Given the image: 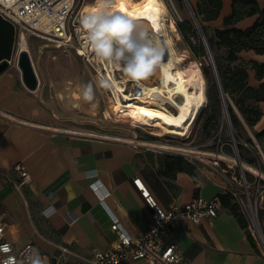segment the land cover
<instances>
[{
    "label": "crops",
    "instance_id": "0c3cea01",
    "mask_svg": "<svg viewBox=\"0 0 264 264\" xmlns=\"http://www.w3.org/2000/svg\"><path fill=\"white\" fill-rule=\"evenodd\" d=\"M200 1L184 0L191 9L201 7ZM234 1L220 0L218 16L205 23L221 29ZM210 10L205 6V13ZM256 19L245 18L233 27L248 29ZM32 38H27V53L36 88L30 90L22 81L16 65L19 48L13 50L9 66L0 73V114L5 117L0 116V219L7 241L17 248L32 243L51 256L62 246L79 259H87L106 251L116 240L111 230L113 218L130 237L149 229L151 210L133 180L139 179L163 209L174 200L187 203L195 197L212 199L227 194L223 178L213 168L200 169L194 163L182 166L169 152L127 144L123 138L129 136L104 133L107 139L85 137L100 134L86 131V127L113 121L109 109L101 112L99 108V86L91 70L73 52L49 51L43 56L41 46L34 50L30 45ZM238 57L247 63H264V56L252 51ZM261 82L264 79L258 81L255 72L248 70L249 86ZM88 84L94 92L91 102L82 98ZM262 128L264 118L255 125L258 131ZM16 165H22L30 176L19 191L1 176L18 181ZM94 183L99 186L97 191L91 188ZM259 213L257 234L249 229L243 214L246 227L222 207L217 218L199 225L185 222L167 241L177 246L188 264H264L260 241H264V197ZM121 264L142 263L126 260Z\"/></svg>",
    "mask_w": 264,
    "mask_h": 264
},
{
    "label": "built area",
    "instance_id": "2783aa9c",
    "mask_svg": "<svg viewBox=\"0 0 264 264\" xmlns=\"http://www.w3.org/2000/svg\"><path fill=\"white\" fill-rule=\"evenodd\" d=\"M85 1L0 0V17L14 27L15 35L18 38L20 35H24L26 38L34 37L52 43L65 53L73 52L89 64L94 72L98 73L91 61L94 53L85 46L86 39L80 24L81 7ZM0 116L3 117L2 114ZM259 154L261 155L260 151ZM187 157L197 159L196 156ZM234 157L241 163L237 153L234 154ZM259 160L264 163V159L259 158ZM232 167L229 173H226L220 165L213 169L223 178L226 193L239 204L249 229L256 233L251 216L255 213L259 225L260 203L264 197V179L242 173L239 169L240 182H238ZM253 167L259 172H264L259 166ZM14 171L19 175L18 181H13L3 174L1 176L19 191L29 183L30 176L22 165H16ZM246 174L250 176V179L246 178ZM133 184L152 214V223L149 229L139 237L127 235L121 229L118 221L113 218L111 230L117 237L106 251L96 252L87 259H79L67 248L57 246V254L51 256L32 243L15 247L5 239V226L0 219V249L5 245L9 248L7 252L0 250V264H4L10 257L14 264H30V257L38 258L42 264H121L126 260L139 261L142 264H188L177 246L168 242L167 239L173 230L182 227L185 222L199 225L205 219L217 218L222 209L219 197L212 199L195 197L187 203L174 200L167 209H163L139 179L133 180ZM91 188L97 191L99 186L94 183ZM261 218L264 219V215ZM260 241L264 244V241L261 239Z\"/></svg>",
    "mask_w": 264,
    "mask_h": 264
},
{
    "label": "bare ground",
    "instance_id": "6f19581e",
    "mask_svg": "<svg viewBox=\"0 0 264 264\" xmlns=\"http://www.w3.org/2000/svg\"><path fill=\"white\" fill-rule=\"evenodd\" d=\"M121 2L125 8L124 12L120 11ZM94 5L95 3L84 2L81 7V16L86 12V9L88 11ZM169 8L165 0H153L151 3L150 0H118L117 11L146 27L149 35L166 48V55L162 61L164 67H158L152 75L133 80L126 76L120 68L99 61L95 54L91 59L98 74L105 78L110 85L108 89L112 96L113 107L118 112L132 116L146 126L149 130L137 128V126L135 128L136 131L155 140L139 139L136 133H132V136L123 139L127 144L178 153L184 156L214 158L229 165H236L242 173L264 179V172H259L246 162L241 161L239 163L234 156L224 153L216 154L187 144L169 143V140L187 142L185 139L188 138L187 136L197 124L208 104L206 81L199 67H183L184 59L182 57L185 54H178L173 44V37H176L178 31L171 18ZM145 9H148L146 14ZM149 16L155 19H148ZM83 36L86 39L84 31ZM17 47L20 51L28 52L27 38L24 35L19 36ZM169 61L171 67H167ZM165 68L173 80H166ZM177 73L180 75L177 76ZM152 89H156V91H152ZM85 137L103 140L109 136L91 133ZM251 219L257 234L259 225L255 213L252 214Z\"/></svg>",
    "mask_w": 264,
    "mask_h": 264
},
{
    "label": "rangeland",
    "instance_id": "374dc122",
    "mask_svg": "<svg viewBox=\"0 0 264 264\" xmlns=\"http://www.w3.org/2000/svg\"><path fill=\"white\" fill-rule=\"evenodd\" d=\"M85 2L93 3L95 2V0H86ZM165 2L168 8L170 7L169 12L172 20L175 23L173 24L175 25L176 28L178 27L182 28L183 33L186 35V38H184L179 32H177L176 37H173V44L178 54L180 55L185 54V56L182 57L184 59L182 66L185 68H192L195 66L199 67L201 74L204 76L206 81V94L208 98V106L201 114L197 124L192 128L190 134L187 136L188 138L186 139L181 138L187 140V142H178V141L169 140V143L187 144L201 150L210 151L214 153L223 152L224 154H228L231 156H234V154L237 153L241 161L251 164L252 166H256V167L259 166L261 170L264 171V163H262L261 160H259V158L264 159V128H262L261 131H258L255 129V126L253 127L248 126V124L246 123V121L238 111V109L229 99V106L231 107L234 116L241 125L240 128L235 129L233 126V118L230 115L228 105H226L227 106L226 110L228 113V117H227V114L222 108L219 100L216 101L217 99L215 100V98H213L211 94H209V85L203 73V69L212 68L211 59L202 41L199 29L195 24L192 13H194V11L203 13V15H200L197 18L195 16V18L199 24L200 29H202V27L205 28V33L203 30L202 31L204 33L206 42L207 39L214 36V32L217 28L211 25H207L203 21L204 20L203 7L197 6L196 9L190 10V6L187 5V3L184 2V0H165ZM259 3L261 5H264V0H259ZM17 42H18V36L15 35V43H14L15 50L18 49ZM29 43L34 48V50H37L41 46L43 50V56L46 55V57L49 51L60 52L55 48V45L47 41H42L32 38L31 40H29ZM215 54L218 57H225L226 50L217 49ZM32 56L35 58L33 52H32ZM211 57L212 60H214L212 53H211ZM83 63L91 70L94 76V80L98 85V80L101 78V76L98 73L94 72L89 64L82 61L81 64ZM235 65H240L241 67L244 68H250V65L246 61H242L241 63L238 62ZM99 91H100L99 108L101 112H103L106 109H109L112 113L113 121H109V120L104 122L97 121L99 126L93 125L90 126L91 128L86 127L85 129L86 131H97L100 132V134L108 133V134L121 135V136H132V133H136L139 139L155 140L151 137H148L144 133L136 131L135 128L136 126L137 128L148 129L146 126L139 123L132 116H128L126 114L118 112L113 107V102L111 100L112 96L110 94L108 87L107 88L99 87ZM254 107L259 112L262 113L261 118H264V109H262V107H264V103L255 104ZM228 118L230 123H228ZM248 141H250L251 144H249ZM259 151L261 152L262 156L259 154ZM171 154L174 155L175 157L174 160H178L182 166L191 167L192 165L191 163H194V165L200 169H202L203 166H208V167L210 166L209 168L207 167V169L210 170L211 168H217L218 165H220L224 170H229L232 167L231 165L230 166L228 164L225 165L213 158L197 157V159H193L191 157H187L181 154H176V153H171ZM232 168H233V173H236L235 174L236 179L238 180V182H240L239 168H237L236 166ZM246 178L250 179V176L246 174ZM230 205L235 206L236 208L235 211L237 213L242 214L239 204L234 199L230 200ZM260 220L261 219L259 213V224L261 222Z\"/></svg>",
    "mask_w": 264,
    "mask_h": 264
},
{
    "label": "trees",
    "instance_id": "16d2710c",
    "mask_svg": "<svg viewBox=\"0 0 264 264\" xmlns=\"http://www.w3.org/2000/svg\"><path fill=\"white\" fill-rule=\"evenodd\" d=\"M200 2V6L203 7L204 10L203 21L209 22L214 20L218 16L221 7L220 0H201ZM205 6H208L209 10L210 8L212 10L205 13ZM194 15L197 18L203 15V13L194 11ZM252 16H257V19L248 29L240 30L233 27L235 23ZM177 29L178 32L186 38L183 29L180 27ZM202 30L205 33L204 27H202ZM207 44L213 54L214 65L226 105H228L230 115L233 118L234 128L238 129L241 125L229 106V99L238 109L248 126H255L260 121L262 113L259 112L254 105L264 103V82H261L256 88L249 86L248 70H253L257 80L261 81L264 79V63H248L250 68H244L235 64L242 62L238 55L244 51H252L256 55L264 56V8H261L259 3L255 0L234 1L232 3L230 15L223 20L222 28L215 30L214 36L207 39ZM217 49H225L226 56L218 57L215 54ZM203 73L209 85V94H211L215 100L217 99L216 101L219 100L220 102L219 90L213 68H205L203 69ZM248 143L251 144L250 141H248ZM219 199L222 207L229 209L237 218L240 225L246 227L243 215L235 211V206L230 205V195H220Z\"/></svg>",
    "mask_w": 264,
    "mask_h": 264
},
{
    "label": "clouds",
    "instance_id": "9594fccd",
    "mask_svg": "<svg viewBox=\"0 0 264 264\" xmlns=\"http://www.w3.org/2000/svg\"><path fill=\"white\" fill-rule=\"evenodd\" d=\"M118 0H95V5L82 14L80 24L86 33L85 46L101 62L120 68L130 79L138 80L152 75L162 63L166 48L154 40L146 27L117 11ZM170 62V61H169ZM98 86L109 87L108 81L101 77ZM82 98L86 102L94 99L91 84L84 86ZM5 252L8 246H3ZM30 264H42L29 258ZM4 264H14L10 257Z\"/></svg>",
    "mask_w": 264,
    "mask_h": 264
},
{
    "label": "water",
    "instance_id": "95a60500",
    "mask_svg": "<svg viewBox=\"0 0 264 264\" xmlns=\"http://www.w3.org/2000/svg\"><path fill=\"white\" fill-rule=\"evenodd\" d=\"M190 10L192 9L190 8ZM192 15H193L195 24L199 29L200 36L206 47L208 55L211 59V63H212L211 65L213 68V72H214L216 83H217L218 90H219L220 104L228 117V113L226 110L227 109L226 102H225V99L222 93V89L220 86V82H219L218 74H217V71L214 65V61L212 60V57H211L209 46L206 42L202 29H200L199 27V24L195 18L194 13H192ZM14 43H15L14 27L10 23L4 21L0 17V73H2L9 66L10 61L12 60ZM16 65L21 71L22 81L25 84V86L30 90H34L37 86V79L35 77L32 61L30 59L29 54L25 51H19V53L17 54ZM228 123H230L229 118H228Z\"/></svg>",
    "mask_w": 264,
    "mask_h": 264
},
{
    "label": "snow or ice",
    "instance_id": "6c2138e0",
    "mask_svg": "<svg viewBox=\"0 0 264 264\" xmlns=\"http://www.w3.org/2000/svg\"><path fill=\"white\" fill-rule=\"evenodd\" d=\"M151 2H153V0H150V3H151ZM86 11H87V9H86ZM120 11H121V12H124V11H125V8H124L122 2H121V6H120ZM147 11H148V9H145V14L147 13ZM153 11H156V10L153 9ZM129 15H131V13H129ZM148 19H152V20H154L155 18L149 16ZM167 67H171V62H168ZM164 75H165V77H166V80H173V77L169 74V72L167 71V68H165V70H164ZM179 75H180V73H177V76H179ZM181 83H183V80H181ZM178 90H180V89L178 88ZM152 91H156V89H152ZM141 111H143V110H141Z\"/></svg>",
    "mask_w": 264,
    "mask_h": 264
}]
</instances>
